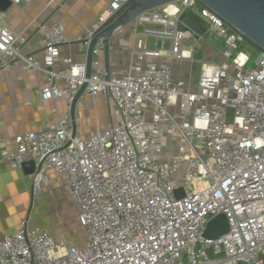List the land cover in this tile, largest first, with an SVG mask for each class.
<instances>
[{
	"label": "built area",
	"instance_id": "2783aa9c",
	"mask_svg": "<svg viewBox=\"0 0 264 264\" xmlns=\"http://www.w3.org/2000/svg\"><path fill=\"white\" fill-rule=\"evenodd\" d=\"M127 1L111 0L76 42L87 49ZM175 3L173 16L155 9L134 19L137 26H160L153 32L170 46L146 49L136 41L122 77L101 68V43L92 50L96 71L89 77L83 62L66 59L67 67L58 68L68 42L60 23L45 33L40 62L23 52L21 34L0 28V65L18 61L42 74V101L71 105L83 88L93 99H110L118 115L115 125L85 139L73 138L65 120L14 137L16 152L3 153L9 167L20 169L29 159L57 172L85 245L56 243L23 220L0 237V264H264V54L250 66L244 41L220 17L195 0ZM182 13H198L225 48L220 64L201 65L194 87L174 78L169 65L192 62L202 38L179 23ZM188 39L194 43L184 47ZM218 215L228 232L207 239L206 226Z\"/></svg>",
	"mask_w": 264,
	"mask_h": 264
},
{
	"label": "crops",
	"instance_id": "0c3cea01",
	"mask_svg": "<svg viewBox=\"0 0 264 264\" xmlns=\"http://www.w3.org/2000/svg\"><path fill=\"white\" fill-rule=\"evenodd\" d=\"M8 1L9 7L0 11V28H7L14 35L21 34L27 41L23 52L37 62L42 58L45 33L59 23L63 26L68 42L59 49L58 68L61 69L67 67L66 59L85 63L86 48L76 39L82 36L84 29H91L97 23L111 0H21L19 5ZM176 5L174 2L156 12L173 16ZM187 14L198 18L199 26L206 33V21L198 13ZM161 29L157 25L137 26L132 22L115 31L109 41V74L122 77L126 73L136 41L146 49H168L169 41L153 32ZM134 33L136 39H133ZM193 43V39H188L183 46ZM195 48L192 62L169 61L173 77L185 80L190 87L196 86L202 64L216 65L223 61L222 53L203 38ZM99 61L104 68L102 52ZM95 71L91 68V72ZM45 84L42 74L24 69L18 61L8 66L0 65V237L14 234L24 220L28 228L45 230L56 243L81 248L85 245V231L78 223L77 211L64 180L53 169L30 173L23 167L29 159L24 160L20 169L13 170L3 153L16 152L13 140L16 135L54 125L60 120L67 121L71 131L74 126L75 138L85 139L96 130L115 125L118 115L113 102L101 95L93 99L85 93L77 94L73 111L64 99L42 101L40 91ZM61 211L80 226L81 235L75 236L67 229L60 232L56 215L63 213Z\"/></svg>",
	"mask_w": 264,
	"mask_h": 264
},
{
	"label": "water",
	"instance_id": "95a60500",
	"mask_svg": "<svg viewBox=\"0 0 264 264\" xmlns=\"http://www.w3.org/2000/svg\"><path fill=\"white\" fill-rule=\"evenodd\" d=\"M177 0H128L113 17L108 19L107 23L100 27V30L94 34L85 54L86 77L91 74L92 50L97 43L103 46L102 53L104 57V70L109 73V41L115 31L122 26L128 25L140 14L159 9L172 4ZM202 8H208L210 11L220 17L225 25L235 34L239 35L244 43L259 54H264V0H195ZM8 0H0V11L9 7ZM179 23L190 30L196 36L202 37L205 42L210 44L221 53L224 52V46L213 37L205 33L199 26V20L187 13L178 16ZM82 88L78 95L82 94ZM76 98L71 104L73 111ZM72 137H75V128L72 125ZM30 173L38 174L41 170V164L37 165L33 161L23 164ZM176 199L183 196L181 190L174 192ZM228 232V224L223 215H218L208 222L204 236L207 239H217Z\"/></svg>",
	"mask_w": 264,
	"mask_h": 264
},
{
	"label": "rangeland",
	"instance_id": "374dc122",
	"mask_svg": "<svg viewBox=\"0 0 264 264\" xmlns=\"http://www.w3.org/2000/svg\"><path fill=\"white\" fill-rule=\"evenodd\" d=\"M243 50L245 53H247L250 56L251 61H250L249 65L252 66L253 61L258 57L259 53L247 45H245L243 47ZM173 144L176 145L175 141H173ZM61 212H63V213L58 212V214L56 215V222L59 225L58 229L60 230V232H64L63 230L67 229V230H70V233L75 235V236L81 235L82 229L80 228V226H77L75 221L73 222L71 220L72 221L71 222L70 219L67 218L64 211H61Z\"/></svg>",
	"mask_w": 264,
	"mask_h": 264
},
{
	"label": "trees",
	"instance_id": "16d2710c",
	"mask_svg": "<svg viewBox=\"0 0 264 264\" xmlns=\"http://www.w3.org/2000/svg\"><path fill=\"white\" fill-rule=\"evenodd\" d=\"M245 45H246V44H244V46H245ZM250 61H251V60H250V56H249V63H250Z\"/></svg>",
	"mask_w": 264,
	"mask_h": 264
}]
</instances>
